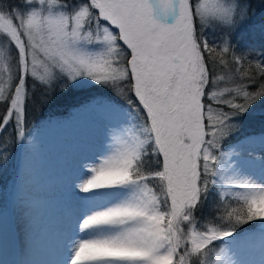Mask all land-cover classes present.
Listing matches in <instances>:
<instances>
[{
  "label": "snow or ice",
  "instance_id": "1",
  "mask_svg": "<svg viewBox=\"0 0 264 264\" xmlns=\"http://www.w3.org/2000/svg\"><path fill=\"white\" fill-rule=\"evenodd\" d=\"M10 166L0 264H264V0H0Z\"/></svg>",
  "mask_w": 264,
  "mask_h": 264
},
{
  "label": "rangeland",
  "instance_id": "2",
  "mask_svg": "<svg viewBox=\"0 0 264 264\" xmlns=\"http://www.w3.org/2000/svg\"><path fill=\"white\" fill-rule=\"evenodd\" d=\"M72 111L73 108L70 110L69 114ZM69 114L64 118L42 120V122L45 123L49 120L53 122V126L40 129V142L43 143L45 149L42 157V163L49 171L54 172L65 160V158L68 157L78 145H81L82 142L92 133V121L63 127L55 126L56 121L68 120ZM11 180L4 193V204L6 203V197L11 188ZM245 227H255V225Z\"/></svg>",
  "mask_w": 264,
  "mask_h": 264
},
{
  "label": "trees",
  "instance_id": "3",
  "mask_svg": "<svg viewBox=\"0 0 264 264\" xmlns=\"http://www.w3.org/2000/svg\"><path fill=\"white\" fill-rule=\"evenodd\" d=\"M72 106L66 104L63 101H57L54 97L50 98L49 103L40 105L37 104L30 116L32 124L35 125L38 121L45 119H59L66 117ZM254 129L248 128L246 131H253ZM14 174V168L11 166L3 174H0V207L4 204V193L7 189V186L12 179Z\"/></svg>",
  "mask_w": 264,
  "mask_h": 264
}]
</instances>
